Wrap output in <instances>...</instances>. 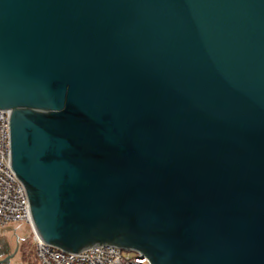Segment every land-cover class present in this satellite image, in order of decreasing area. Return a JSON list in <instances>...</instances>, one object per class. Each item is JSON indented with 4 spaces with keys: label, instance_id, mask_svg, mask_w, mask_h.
<instances>
[{
    "label": "water",
    "instance_id": "water-1",
    "mask_svg": "<svg viewBox=\"0 0 264 264\" xmlns=\"http://www.w3.org/2000/svg\"><path fill=\"white\" fill-rule=\"evenodd\" d=\"M0 110L43 243L264 264V0H0Z\"/></svg>",
    "mask_w": 264,
    "mask_h": 264
},
{
    "label": "built area",
    "instance_id": "built-area-1",
    "mask_svg": "<svg viewBox=\"0 0 264 264\" xmlns=\"http://www.w3.org/2000/svg\"><path fill=\"white\" fill-rule=\"evenodd\" d=\"M8 116V111L0 110V229L12 222H23L30 228L38 264H150L145 255L130 251L124 254L115 246L101 245L69 253L38 238L32 226L24 187L10 166Z\"/></svg>",
    "mask_w": 264,
    "mask_h": 264
},
{
    "label": "rangeland",
    "instance_id": "rangeland-1",
    "mask_svg": "<svg viewBox=\"0 0 264 264\" xmlns=\"http://www.w3.org/2000/svg\"><path fill=\"white\" fill-rule=\"evenodd\" d=\"M0 238H5L10 242L11 251L14 248V240L19 239L18 251H14V255L10 259V264H38L34 252L32 232L23 222H12L6 228L0 229ZM127 251L123 250V253L125 254ZM9 254H12V252ZM4 256H0V259Z\"/></svg>",
    "mask_w": 264,
    "mask_h": 264
},
{
    "label": "flooded vegetation",
    "instance_id": "flooded-vegetation-1",
    "mask_svg": "<svg viewBox=\"0 0 264 264\" xmlns=\"http://www.w3.org/2000/svg\"><path fill=\"white\" fill-rule=\"evenodd\" d=\"M18 242L19 239H15L14 240V248L13 251H11V246H10V242H8V240H6L5 238H0V256L2 255H6L9 253H14V251L16 252V250L18 251Z\"/></svg>",
    "mask_w": 264,
    "mask_h": 264
}]
</instances>
